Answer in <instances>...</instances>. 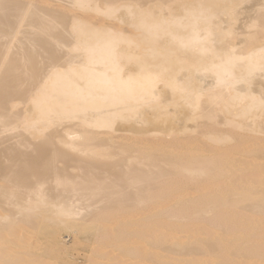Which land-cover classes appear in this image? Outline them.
<instances>
[{
	"label": "bare ground",
	"instance_id": "1",
	"mask_svg": "<svg viewBox=\"0 0 264 264\" xmlns=\"http://www.w3.org/2000/svg\"><path fill=\"white\" fill-rule=\"evenodd\" d=\"M65 232L264 264V0H0V264H73Z\"/></svg>",
	"mask_w": 264,
	"mask_h": 264
},
{
	"label": "rangeland",
	"instance_id": "2",
	"mask_svg": "<svg viewBox=\"0 0 264 264\" xmlns=\"http://www.w3.org/2000/svg\"><path fill=\"white\" fill-rule=\"evenodd\" d=\"M203 218L207 221L209 220L210 222L215 221L214 217L211 216L210 219L209 215L206 216L204 215ZM91 235L90 234L79 235L75 240L76 235H74V233L65 232L62 234L61 242L69 250V251L67 250V254H70L68 255L69 262L73 264H88L89 258L91 257L92 249L93 248L96 249L98 247L97 245L95 246L93 245L94 235L92 236ZM91 240H92V244H91ZM74 244H76V246Z\"/></svg>",
	"mask_w": 264,
	"mask_h": 264
}]
</instances>
